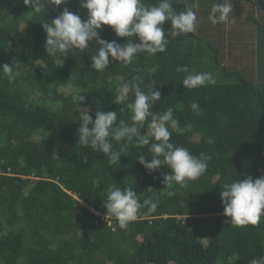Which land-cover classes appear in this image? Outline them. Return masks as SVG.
I'll use <instances>...</instances> for the list:
<instances>
[{"label":"trees","instance_id":"obj_1","mask_svg":"<svg viewBox=\"0 0 264 264\" xmlns=\"http://www.w3.org/2000/svg\"><path fill=\"white\" fill-rule=\"evenodd\" d=\"M196 1L208 17L218 2ZM240 1H231L229 21L217 28L173 38L166 21L164 52L139 53L128 66L110 58L101 73L91 67L95 40L66 57H49L44 49L43 23L65 8L87 18L80 0L59 6L44 0L43 13L23 0H0V65L20 63L11 82L0 70V264H250L264 254V216L258 225L235 226L222 214L219 195L226 182L264 176V0ZM194 2L172 0V6L180 12ZM100 36L124 43L107 25ZM183 65L211 73L215 82L184 87L185 73L176 71ZM134 77L143 79L145 91H160L151 111L171 107L180 127L191 125L173 132L171 142L211 157L206 172L187 187L162 182L166 165L149 172L139 163L140 155L151 159L150 146L130 144L109 166L102 152L78 142L72 93L82 92L90 114L116 111L117 125L130 123L125 105L113 100L120 83ZM124 143L113 141V151ZM113 183L131 187L141 203L152 187L159 196L156 210L142 207L138 219L121 229L104 208Z\"/></svg>","mask_w":264,"mask_h":264},{"label":"clouds","instance_id":"obj_2","mask_svg":"<svg viewBox=\"0 0 264 264\" xmlns=\"http://www.w3.org/2000/svg\"><path fill=\"white\" fill-rule=\"evenodd\" d=\"M47 2L59 6L66 0ZM23 3L36 13L45 11L44 0H23ZM80 7L87 10L85 20L65 8L50 22L43 23L42 27L46 33L44 49L49 57H66L74 49L84 51L89 47V43L95 40L99 47L91 56V67L101 73L108 67L110 58L128 66L139 53L151 56L164 52L168 44L163 28L166 21L170 22V35L173 38L195 32L197 27L194 8L177 12L172 6V0H158L154 5H146L142 0H80ZM232 12L233 5L230 0H218L212 4L208 18L213 25L223 24L229 21ZM105 25L110 26L117 37L123 38L124 43L101 38L100 31ZM133 37L136 38L135 41ZM19 68V62L14 66L0 65V70L10 82L20 75ZM176 71L185 73L181 83L188 89L215 82L211 73H193L186 65L177 66ZM142 84V78L134 77L131 81L121 82L117 88L113 103L125 105L130 112V123L121 120L118 125L116 111H96L90 114L85 96L81 95L82 92L74 91L71 100L79 110L78 142L81 146L91 148L93 152H102L108 158L109 166L119 163V157L125 154L130 144L139 147L150 146L151 159L146 160L144 155H140L137 157L139 163L149 172L157 171L161 165H166L170 171L163 175L162 182L187 187L189 181L197 180L206 172L207 161L211 157L205 153L193 155L188 149L171 142L173 132L182 134L189 130L191 125L180 127L171 107L163 113L151 111L154 102L161 98V93L159 90H153V86L145 91L141 87ZM40 94L39 91L35 92L36 96ZM190 108L200 114L198 103L192 102ZM146 123L147 131L142 133L141 129H144ZM113 141L125 142L120 151H113ZM221 188L219 195L223 204L222 214L229 218L233 225L260 223L261 217L264 216V176L255 179L251 176L237 178L224 183ZM146 192L151 195H146L141 203L131 187L121 188L113 183L106 191L104 208L108 214L115 217L121 229H127L131 222L138 219L142 207H146L149 213L156 210L159 196L150 186ZM173 194L168 192L169 196ZM250 264H264V254L253 258Z\"/></svg>","mask_w":264,"mask_h":264},{"label":"rangeland","instance_id":"obj_3","mask_svg":"<svg viewBox=\"0 0 264 264\" xmlns=\"http://www.w3.org/2000/svg\"><path fill=\"white\" fill-rule=\"evenodd\" d=\"M232 1V3L236 4V5H240L241 4V1L240 0H230V2ZM193 8H194V11L196 12V16H197V27H196V30L198 27H205V26H208L210 29H213V28H217V24L216 25H213L211 24V22L209 21V18H208V14L205 12L206 8L202 5H200L198 3V1L195 0L194 4H193ZM243 11H244V8H240L237 12V15L239 16H242L243 15ZM207 15H206V14ZM199 17V18H198ZM207 38L210 40L211 36L209 35L210 33V30H207ZM202 35V34H200ZM69 90V89H67ZM111 223V222H109Z\"/></svg>","mask_w":264,"mask_h":264}]
</instances>
